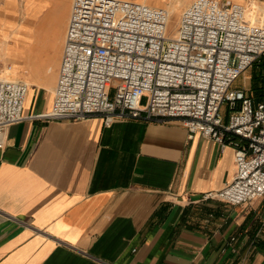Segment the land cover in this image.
<instances>
[{
	"label": "crops",
	"instance_id": "obj_1",
	"mask_svg": "<svg viewBox=\"0 0 264 264\" xmlns=\"http://www.w3.org/2000/svg\"><path fill=\"white\" fill-rule=\"evenodd\" d=\"M41 1L42 30L16 45L4 36L16 5L0 3V73L14 57L26 62L27 117L52 110L63 53L47 76L32 58L55 61L71 14L63 0ZM3 138L0 264H264V197L201 200L236 177L233 145L191 138L179 122L106 127L101 117L27 119Z\"/></svg>",
	"mask_w": 264,
	"mask_h": 264
},
{
	"label": "built area",
	"instance_id": "obj_2",
	"mask_svg": "<svg viewBox=\"0 0 264 264\" xmlns=\"http://www.w3.org/2000/svg\"><path fill=\"white\" fill-rule=\"evenodd\" d=\"M169 20L133 0H72L51 112L25 116L28 84L0 77V148L7 128L27 119L179 122L191 138L235 148L236 177L202 201L264 197V99L233 87L264 58V20L249 21L233 0H193L173 37Z\"/></svg>",
	"mask_w": 264,
	"mask_h": 264
},
{
	"label": "rangeland",
	"instance_id": "obj_3",
	"mask_svg": "<svg viewBox=\"0 0 264 264\" xmlns=\"http://www.w3.org/2000/svg\"><path fill=\"white\" fill-rule=\"evenodd\" d=\"M5 0H0V3H2ZM9 1V0H8ZM14 2L16 5V10L14 13H12L11 19L16 21L15 25H9L7 30L4 32V36L6 37V41H8L11 45L16 43H29L35 36L34 34L40 33V30H42L41 25H40V19L43 18L45 15L48 14V10L44 9L43 11V6H45L46 3L41 4V0H11ZM193 0H181L180 3H177L176 11L174 13V16L172 17V22L174 21L171 29H169V33L173 36H175L176 31L179 26V21L181 18V15L185 8L191 4ZM219 1H224V0H219ZM237 3L242 4L245 7V10H248L249 13L255 12L256 15L259 14V16L256 19V22L254 23H259L262 20H264V14L259 13V8H264V0H233ZM152 6L155 7H161L164 9H167L170 13L172 12L173 8L175 6H171L170 0H149ZM63 3L65 6L70 8V13H71V4L72 0H63ZM40 4V5H39ZM1 13V12H0ZM247 13V12H246ZM253 18V16H251ZM259 18V19H258ZM249 21L251 20L250 18L248 19ZM67 21V20H66ZM252 21V20H251ZM67 26H68V21L66 22V26H63V40L61 43V52L57 53V56H55V61L54 58L52 59V56L48 53H46L43 57L37 58L34 56L32 59V62L36 68V70L39 69L43 73V75H49L51 72L48 71V69H53L52 71L58 72L59 66H60V61L63 53V48H64V43H65V37H66V31H67ZM45 28V27H43ZM44 31V29H43ZM175 32V34H174ZM50 49L51 47L54 49V51H57L56 45L57 43L51 42L49 43ZM54 55V54H53ZM18 60H21L18 62ZM261 62H264V58H262L260 61H258L252 68H250L247 73L243 74L234 84V88H247L249 90V95L253 97V91L251 90L253 82V78L259 74L264 75V68L263 65H261ZM9 65V70L8 72L11 73L12 76H2L0 73V77L8 78L10 80L18 79L26 82L25 77L23 76V70H25L26 74L28 73V67L26 66V62L20 58L18 59L17 57H14L13 59H10V62L8 63ZM5 67V64L1 60L0 62V68L3 70ZM13 73H17L16 75H13ZM28 83V82H27ZM254 100V99H253ZM146 98L143 100V104H145Z\"/></svg>",
	"mask_w": 264,
	"mask_h": 264
},
{
	"label": "bare ground",
	"instance_id": "obj_4",
	"mask_svg": "<svg viewBox=\"0 0 264 264\" xmlns=\"http://www.w3.org/2000/svg\"><path fill=\"white\" fill-rule=\"evenodd\" d=\"M131 1V0H130ZM133 1H135V2H139V3H143V4H148V5H151V3L149 2V0H133ZM180 1L181 0H170V4H171V6H175V8H173V10H172V12L170 13L167 9V11H168V13H169V16H170V20H169V26H168V30H167V35L169 36L170 35V33H169V29H171V27H172V25H173V23H174V21L172 22V17L174 16V13H175V11H176V8H177V6H179V5H176L177 3H180ZM246 18L247 19H251L252 20V22H256V19H257V17L259 16V14L258 15H256L255 14V12H250L249 13V11L248 10H246ZM263 13L264 14V8H259V13ZM251 16H253V18H251ZM259 19V18H258ZM250 20V21H251ZM37 34V33H36ZM174 34H175V32H174ZM35 35V34H34ZM35 37V36H34ZM171 37H173V35H171ZM42 41V40H41ZM10 45V44H9ZM38 45V44H37ZM50 49V48H49ZM50 53L53 55L54 53H55V51H54V49L51 47V49H50ZM14 71H12V73H13ZM17 73H13V75H16ZM3 76H12L11 75V73L10 72H6V74L5 75H3ZM8 79V78H7ZM10 80V79H9Z\"/></svg>",
	"mask_w": 264,
	"mask_h": 264
},
{
	"label": "trees",
	"instance_id": "obj_5",
	"mask_svg": "<svg viewBox=\"0 0 264 264\" xmlns=\"http://www.w3.org/2000/svg\"><path fill=\"white\" fill-rule=\"evenodd\" d=\"M264 68V62H261ZM254 84H252L251 90L253 91V99L254 101L260 102L264 99V75L261 74L255 76L253 78Z\"/></svg>",
	"mask_w": 264,
	"mask_h": 264
}]
</instances>
